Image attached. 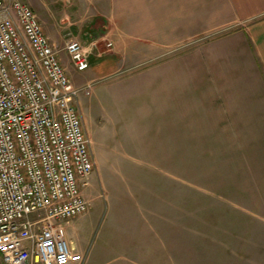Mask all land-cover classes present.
<instances>
[{"label":"rangeland","instance_id":"374dc122","mask_svg":"<svg viewBox=\"0 0 264 264\" xmlns=\"http://www.w3.org/2000/svg\"><path fill=\"white\" fill-rule=\"evenodd\" d=\"M98 46L84 71L63 57L95 163L89 209L64 222L82 264H264L261 205L218 135L214 97L164 86L182 51Z\"/></svg>","mask_w":264,"mask_h":264},{"label":"built area","instance_id":"2783aa9c","mask_svg":"<svg viewBox=\"0 0 264 264\" xmlns=\"http://www.w3.org/2000/svg\"><path fill=\"white\" fill-rule=\"evenodd\" d=\"M75 68L92 61L65 43ZM62 49L25 0H0V253L7 264H82L64 222L89 209L95 168ZM89 87V85H87Z\"/></svg>","mask_w":264,"mask_h":264},{"label":"crops","instance_id":"0c3cea01","mask_svg":"<svg viewBox=\"0 0 264 264\" xmlns=\"http://www.w3.org/2000/svg\"><path fill=\"white\" fill-rule=\"evenodd\" d=\"M25 1L62 57L72 37L97 51L102 39L120 53L182 51L166 64L164 86L198 87L214 97L218 135L229 144L232 165L246 168L248 196L256 191L261 205L250 213L264 221V0Z\"/></svg>","mask_w":264,"mask_h":264}]
</instances>
